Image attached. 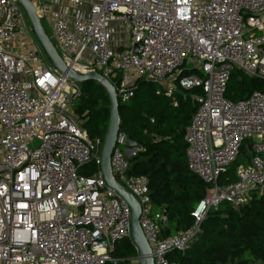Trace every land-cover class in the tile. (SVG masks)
Masks as SVG:
<instances>
[{"label": "built area", "instance_id": "built-area-1", "mask_svg": "<svg viewBox=\"0 0 264 264\" xmlns=\"http://www.w3.org/2000/svg\"><path fill=\"white\" fill-rule=\"evenodd\" d=\"M65 1L74 12L83 5L87 17L31 0L70 70L100 74L121 103L141 83L173 107L184 93L196 103L184 130L186 162L207 190L189 228L161 237L165 210L153 211L148 178L129 173L142 150L135 141L120 132L110 160L140 203L154 264H178L168 257L186 251L210 210L239 209L264 189V93L226 98L233 72L264 81V0ZM81 94L80 83L48 62L17 0H0V264L120 262L113 254L130 240V209L101 176L100 140L69 111ZM240 157L235 182L219 185ZM135 251L129 264H137Z\"/></svg>", "mask_w": 264, "mask_h": 264}, {"label": "trees", "instance_id": "trees-1", "mask_svg": "<svg viewBox=\"0 0 264 264\" xmlns=\"http://www.w3.org/2000/svg\"><path fill=\"white\" fill-rule=\"evenodd\" d=\"M80 86L81 97L72 103L74 114L87 135L98 138L102 145L109 122L107 95L95 82ZM155 89V85L141 83L133 99L119 102L120 132L142 148L129 160V173L148 178L153 211L163 208L168 219L161 237H169L193 224L191 213L206 195L207 185L188 170L186 162L184 130L196 109L192 94L179 95V104L173 107L156 96ZM254 91L264 93L261 80L233 72L226 98L239 101ZM151 135L159 140L154 142ZM241 153L247 158L246 147ZM244 163L240 157L231 164L219 185L235 182L236 169ZM113 256L120 260L118 264H129L137 253L127 238ZM168 259L178 264H264V189L252 194L250 202L239 209L224 203L210 210L186 251Z\"/></svg>", "mask_w": 264, "mask_h": 264}, {"label": "water", "instance_id": "water-1", "mask_svg": "<svg viewBox=\"0 0 264 264\" xmlns=\"http://www.w3.org/2000/svg\"><path fill=\"white\" fill-rule=\"evenodd\" d=\"M22 7L32 29V32L42 48L48 62L51 66L61 75H66L70 80L77 83H84L93 81L99 84L107 95L109 101V122L105 133L104 140L101 145L100 152V171L101 176L107 186L112 188L118 196L128 205L131 214L130 221V240L133 246L138 251L137 264H154L152 252L139 225V216L141 206L139 201L125 190L115 179L111 171V154L115 148L118 134L120 133V116H119V101L117 99L113 85L100 74L92 72L82 74L70 70L69 67L63 62L51 42L49 36L45 32L40 18L36 13V9L31 0H17ZM137 45H134L133 52H136Z\"/></svg>", "mask_w": 264, "mask_h": 264}, {"label": "rangeland", "instance_id": "rangeland-1", "mask_svg": "<svg viewBox=\"0 0 264 264\" xmlns=\"http://www.w3.org/2000/svg\"><path fill=\"white\" fill-rule=\"evenodd\" d=\"M62 7L65 8V9H67V10L69 11V16H73V15L75 14V15H78V16H82V17H84V16L87 15V11L84 9L83 5H80V6L76 9L75 12H74V10L68 5V3H67L66 1H65L64 5H62ZM41 24H42V26H43L45 32L47 33V35H48L49 38H50V30H49L47 24H45L44 22H41ZM116 35H117V34H116ZM116 35L114 36L115 39H122V38H121V35H117V36H116ZM123 41H124V39H123ZM46 59H47V58H46ZM92 82H93V81H92ZM261 82L264 84V81H261ZM95 83H96V82H95ZM72 105H73V104H72ZM72 105L70 106L69 111H71L72 116L77 120L78 117L74 114V111H73V107H72ZM83 172H84V169H81V170H80V173H83Z\"/></svg>", "mask_w": 264, "mask_h": 264}, {"label": "crops", "instance_id": "crops-1", "mask_svg": "<svg viewBox=\"0 0 264 264\" xmlns=\"http://www.w3.org/2000/svg\"><path fill=\"white\" fill-rule=\"evenodd\" d=\"M64 3H65V0H48V5L52 11L58 12L62 15H66L69 18H72L74 16H78L75 14L73 16H69V11L62 7V5H64ZM87 15L84 17H87ZM79 17H82V16H79Z\"/></svg>", "mask_w": 264, "mask_h": 264}]
</instances>
